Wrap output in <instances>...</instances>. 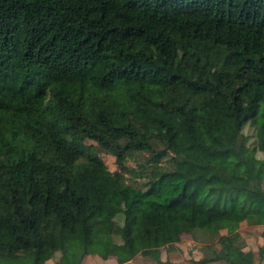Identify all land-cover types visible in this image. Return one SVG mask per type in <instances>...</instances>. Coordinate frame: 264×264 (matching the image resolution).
Instances as JSON below:
<instances>
[{
    "label": "trees",
    "instance_id": "obj_1",
    "mask_svg": "<svg viewBox=\"0 0 264 264\" xmlns=\"http://www.w3.org/2000/svg\"><path fill=\"white\" fill-rule=\"evenodd\" d=\"M241 220L264 224V0H0V264H178L197 231L196 264H256Z\"/></svg>",
    "mask_w": 264,
    "mask_h": 264
},
{
    "label": "rangeland",
    "instance_id": "obj_2",
    "mask_svg": "<svg viewBox=\"0 0 264 264\" xmlns=\"http://www.w3.org/2000/svg\"><path fill=\"white\" fill-rule=\"evenodd\" d=\"M245 132V139L249 145L256 143V131L253 124H246L243 128ZM184 140L191 143L197 150L204 153V150L198 146L189 137L185 136ZM88 142L95 141L88 139ZM97 155L101 158L105 167L109 170L116 168L114 155L104 151L103 149H95ZM260 151L258 150V153ZM261 153V152H260ZM259 153V154H260ZM127 163L131 166H135V160L129 159ZM181 170V165H179ZM126 175H129L128 172ZM181 179V173H177L173 177L165 176L160 181V187L162 188L163 197L169 196L177 191L179 186V181ZM128 181L129 178H127ZM187 206H190L191 200L187 198ZM153 205L160 210V212L167 218L175 216V210L166 206L165 204L154 201ZM198 218L200 220H207L209 218H216L221 216L219 211H208L202 209L198 212ZM238 230L242 236L243 249L247 251L246 253H251L256 264H264V224L261 223H249L246 220H241L238 225ZM221 232H225V229H221ZM216 235V234H215ZM214 234L210 232L197 231L195 236H192L188 232L181 234L179 240L166 248H162L161 257L168 258L178 264H196L194 259L201 257L204 254L209 253L206 243L210 241ZM116 258L113 255L108 257H101L98 254L87 253L81 264H116ZM43 264H59L57 262V257L48 258ZM125 264H157L149 256L137 254L131 259H129Z\"/></svg>",
    "mask_w": 264,
    "mask_h": 264
}]
</instances>
